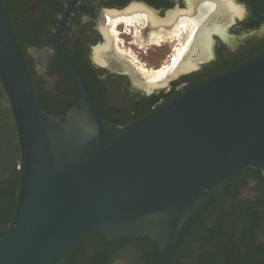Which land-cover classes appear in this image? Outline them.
<instances>
[{
    "label": "water",
    "instance_id": "1",
    "mask_svg": "<svg viewBox=\"0 0 264 264\" xmlns=\"http://www.w3.org/2000/svg\"><path fill=\"white\" fill-rule=\"evenodd\" d=\"M79 106L45 110L0 0V82L19 146L14 213L0 264H67L87 236L156 241L170 264L205 209L243 168L264 174V49L127 124L105 118L77 68Z\"/></svg>",
    "mask_w": 264,
    "mask_h": 264
},
{
    "label": "flooded vegetation",
    "instance_id": "2",
    "mask_svg": "<svg viewBox=\"0 0 264 264\" xmlns=\"http://www.w3.org/2000/svg\"><path fill=\"white\" fill-rule=\"evenodd\" d=\"M2 1L27 57L38 101L54 114L65 115L81 99L76 75L60 54L80 72L102 115L123 125L182 87L264 49V0ZM200 33L207 40L195 52ZM187 63L191 67L173 73L177 64ZM141 69L171 74L150 86ZM12 124L18 145L0 82V187L19 174V151L18 157L11 155ZM198 219L170 264H264V174L259 170L236 172ZM83 241L67 264L154 262L144 236L111 240L96 231Z\"/></svg>",
    "mask_w": 264,
    "mask_h": 264
},
{
    "label": "trees",
    "instance_id": "3",
    "mask_svg": "<svg viewBox=\"0 0 264 264\" xmlns=\"http://www.w3.org/2000/svg\"><path fill=\"white\" fill-rule=\"evenodd\" d=\"M12 130L14 132L13 129V124H12ZM15 138V135H14ZM14 142V141H13ZM15 146H13V152H11V155L13 157H18V151H19V147L16 143V140L14 142ZM18 171L16 173H14L9 179H7V181L2 184V186L0 187V221H9L11 220L13 213H14V201H15V195H14V185L16 184L17 180H18ZM199 219H197L195 221V223L193 224L192 228L189 230L188 235L186 236V238L191 234L193 228L197 225ZM100 232V231H98ZM147 239V241H149L150 245H152V260L154 261L153 264H156L159 257H160V251L158 248V245L156 243V241L152 240L149 237H144ZM185 238V239H186ZM184 239V240H185ZM84 242V241H83ZM184 242V241H183ZM82 244L78 245L77 247H75L71 253L68 255V262L75 256V254H77L79 252V250L82 249ZM183 244V243H182ZM182 247V245L179 247L178 250H180Z\"/></svg>",
    "mask_w": 264,
    "mask_h": 264
},
{
    "label": "rangeland",
    "instance_id": "4",
    "mask_svg": "<svg viewBox=\"0 0 264 264\" xmlns=\"http://www.w3.org/2000/svg\"><path fill=\"white\" fill-rule=\"evenodd\" d=\"M167 70H164V69H158V70H154V69H141V77H144L143 79L145 81H155V79L157 80L156 77H158V79L162 76V74L165 75V73ZM154 79V80H153ZM9 135H10V138L15 142V138H14V135H13V130H12V126L10 127V130H9Z\"/></svg>",
    "mask_w": 264,
    "mask_h": 264
},
{
    "label": "bare ground",
    "instance_id": "5",
    "mask_svg": "<svg viewBox=\"0 0 264 264\" xmlns=\"http://www.w3.org/2000/svg\"><path fill=\"white\" fill-rule=\"evenodd\" d=\"M198 36V39H199V41H200V43H199V41H198V43H197V46L196 47H194V51L196 52V50H198L199 48V46L201 45V41H203V40H205V38H206V40H207V37H204V36H207V35H204V33H200L199 35H197ZM195 40H196V38H195ZM197 41V40H196ZM190 42V41H189ZM206 42V41H205ZM206 44V43H205ZM191 47V46H190ZM107 48H108V46H107ZM187 48V47H186ZM198 48V49H197ZM187 50V49H186ZM183 51V50H182ZM190 52V51H189ZM188 53V52H187ZM177 55H178V53H177ZM193 55V54H192ZM185 56H188V55H185ZM182 57H184V56H182ZM185 58V57H184ZM183 59V58H182ZM181 59V60H182ZM175 60V59H174ZM183 61V60H182ZM179 64H180V62H179ZM178 66V64L175 66V69L173 70V73H178L179 71H182V70H186V69H188L189 67H191L190 66V64L189 63H187V64H181V65H179V67H177ZM168 68V67H167ZM171 68V67H170ZM169 69V68H168ZM167 69V70H168ZM173 69V68H172ZM167 72V71H166ZM170 73V72H169ZM169 73H167V74H169ZM171 74V73H170ZM169 74V75H170ZM164 74H162V76H163ZM166 76V75H165ZM168 76V75H167ZM164 77V76H163ZM157 79H158V77H156ZM160 79H161V77H160ZM154 80V79H153ZM151 82V81H150ZM149 82V83H150ZM157 82H160V81H157L156 79H155V81H153V82H151L149 85L150 86H153V85H156V84H158Z\"/></svg>",
    "mask_w": 264,
    "mask_h": 264
}]
</instances>
